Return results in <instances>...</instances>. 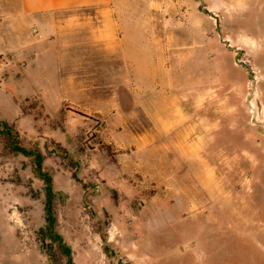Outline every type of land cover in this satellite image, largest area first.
<instances>
[{
  "label": "rangeland",
  "instance_id": "obj_1",
  "mask_svg": "<svg viewBox=\"0 0 264 264\" xmlns=\"http://www.w3.org/2000/svg\"><path fill=\"white\" fill-rule=\"evenodd\" d=\"M136 2L183 42L147 104L169 120L193 84V132L159 133L90 39L0 54V122L34 152L0 133V264H67L47 203L74 264H264V0Z\"/></svg>",
  "mask_w": 264,
  "mask_h": 264
},
{
  "label": "crops",
  "instance_id": "obj_2",
  "mask_svg": "<svg viewBox=\"0 0 264 264\" xmlns=\"http://www.w3.org/2000/svg\"><path fill=\"white\" fill-rule=\"evenodd\" d=\"M137 5L136 0H0V54L37 53L47 45L56 46L59 39L63 41L62 53H70L71 38L79 37L78 44L90 39L108 49L112 70L125 72L124 83L131 101L156 120L159 133L181 132V127L185 132H193L191 125L183 126L189 117L184 101H191L193 84L185 94L176 91V112L169 120L164 119L160 108L156 110L147 104L151 95L165 100L166 93L173 92L174 83L167 81L160 70L168 68V56L181 59L183 42L173 35L167 37L164 25L160 28L155 24L162 17L151 15L148 10L143 12ZM123 6L131 8L124 11ZM81 12L89 13L88 18L63 15ZM78 53L82 55L78 61L84 62L86 53ZM119 76L121 79L122 74Z\"/></svg>",
  "mask_w": 264,
  "mask_h": 264
},
{
  "label": "trees",
  "instance_id": "obj_3",
  "mask_svg": "<svg viewBox=\"0 0 264 264\" xmlns=\"http://www.w3.org/2000/svg\"><path fill=\"white\" fill-rule=\"evenodd\" d=\"M0 133L9 135L10 139L12 140V128L5 122H0ZM11 146L13 150L18 152H23L26 154H34L33 151L27 150L26 148L22 147L16 141L12 140ZM37 161H39V156L36 155ZM47 226L45 227V231L48 233L50 237L55 239L59 243V247L61 251L66 255L67 257V264H74L73 254H72V248L64 241V238L61 234H59L56 231V216L54 213V208L52 207L51 203H47Z\"/></svg>",
  "mask_w": 264,
  "mask_h": 264
}]
</instances>
